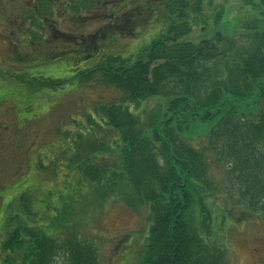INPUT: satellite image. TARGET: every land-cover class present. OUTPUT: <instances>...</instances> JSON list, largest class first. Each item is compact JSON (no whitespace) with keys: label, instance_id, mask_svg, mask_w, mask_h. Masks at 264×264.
Here are the masks:
<instances>
[{"label":"trees","instance_id":"1","mask_svg":"<svg viewBox=\"0 0 264 264\" xmlns=\"http://www.w3.org/2000/svg\"><path fill=\"white\" fill-rule=\"evenodd\" d=\"M155 1L151 8L170 17L168 31L135 60L109 58L101 66L106 81L124 92L121 103L101 107L120 134L119 163L81 158L78 172L103 190L123 178L138 205L150 203L141 264H227L225 249L204 233L212 231L205 219L213 196L222 192L228 204L264 220V0H243L254 17L239 37L217 31L199 43L181 38L209 23L211 2ZM155 12L159 25L164 14ZM153 98L148 113L124 105ZM195 134L200 146L191 142ZM216 168L225 171L222 187L211 176ZM4 251L2 264H54L59 254L68 264H99L89 241H58L25 227L10 234Z\"/></svg>","mask_w":264,"mask_h":264},{"label":"rangeland","instance_id":"2","mask_svg":"<svg viewBox=\"0 0 264 264\" xmlns=\"http://www.w3.org/2000/svg\"><path fill=\"white\" fill-rule=\"evenodd\" d=\"M33 1L0 0V196H3L0 197V244L18 227H36L49 231L60 241L72 235L95 242L100 264H141L152 226L150 203L138 205L123 178L117 183L118 190L113 194L108 191L109 196L102 200L101 188L94 189L88 179L76 172L75 166L94 142L110 143L112 149L120 145L119 134L105 122L100 107L121 102L124 92L106 84L101 71H92L87 78L90 70L86 68L91 69L99 59L69 73L73 68L71 63L76 60V53L71 50L54 63L36 67L37 61L51 52L75 46V37H90L98 30V22L93 15L88 21H71L68 28L64 27L69 34L62 36L61 42L46 41V37L33 33L31 45L21 37L27 35L20 28H24L23 15H31L34 10ZM105 2L109 18L114 0ZM145 2L140 0L138 4L144 6ZM206 2L212 3L209 23L197 24L183 40L197 43L217 31L239 37L243 24L254 17L243 0ZM158 10L154 12L164 14L159 16L162 23L149 31L151 25L147 27L146 21L143 29L139 25L141 34L129 38L115 34L107 43L108 53L136 59L168 31L169 15L164 8ZM157 17L154 16L156 23ZM134 37L137 40L133 41ZM17 58H22V62H16ZM34 60L35 65L26 69L28 66L23 61L28 64ZM42 76L60 78L63 82L57 87L48 83L37 90L26 87V83L35 86ZM155 101L132 103L131 109L148 113ZM261 105L264 109V101ZM191 142L200 146L204 140L195 134ZM95 154L100 164L119 163L117 149L108 152L99 149ZM29 164L32 165L27 167ZM224 172L223 168L211 171L219 187L224 186ZM218 197L225 199L223 193ZM224 201L216 199L212 231L204 232L205 235L225 249L228 264H264V221ZM202 209L206 211L204 206ZM210 215L206 216V222ZM54 264L68 262L59 254Z\"/></svg>","mask_w":264,"mask_h":264},{"label":"flooded vegetation","instance_id":"3","mask_svg":"<svg viewBox=\"0 0 264 264\" xmlns=\"http://www.w3.org/2000/svg\"><path fill=\"white\" fill-rule=\"evenodd\" d=\"M39 1L40 6H36L34 15H23L25 26L20 28L22 31L25 30L27 35L21 37L27 39L31 45L35 38L33 33H38L43 39L46 37V41L61 42L63 39L61 37H66L69 34L64 27L68 28L71 21H88L93 15V18L98 22V30L95 33L90 37L86 35L75 37V46L70 45L67 48L76 53V60L71 63L72 70L103 54L106 51L104 47L108 39L113 38L115 34L122 36L139 35L137 31L139 25L147 20L149 21L155 11L150 7H139L136 0H130L129 2L119 0V3H114L115 8L111 9L112 14L107 18L105 0H64L61 7L59 6V0ZM89 1H93V7L89 6ZM59 26H62V29L58 28ZM67 49L61 51L58 49L51 52L39 60L38 65L54 63L55 59L58 60L60 55L63 56ZM70 71L68 72L70 73ZM43 78L54 79L47 76Z\"/></svg>","mask_w":264,"mask_h":264}]
</instances>
